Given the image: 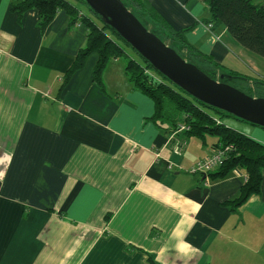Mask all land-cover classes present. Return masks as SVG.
Instances as JSON below:
<instances>
[{
    "label": "crops",
    "instance_id": "obj_1",
    "mask_svg": "<svg viewBox=\"0 0 264 264\" xmlns=\"http://www.w3.org/2000/svg\"><path fill=\"white\" fill-rule=\"evenodd\" d=\"M14 1L0 0V264H264V169L260 193L233 211L243 167L191 173L217 137L160 128L121 58L100 85L92 53L64 87L87 26L60 10L42 30L38 12L20 16ZM147 1L186 30L208 58L195 59L201 67L244 75L247 52L207 28L201 0ZM235 130L264 145L263 128Z\"/></svg>",
    "mask_w": 264,
    "mask_h": 264
},
{
    "label": "trees",
    "instance_id": "obj_2",
    "mask_svg": "<svg viewBox=\"0 0 264 264\" xmlns=\"http://www.w3.org/2000/svg\"><path fill=\"white\" fill-rule=\"evenodd\" d=\"M78 1L86 4L83 0ZM123 1L137 17V12L141 11L142 15L146 16V18L144 17L146 20L149 19L158 25V29L154 28L151 31L157 35L164 32L166 34L165 40L170 42L169 46L175 49L185 60L195 64V59L204 61L208 59L207 56L199 53L187 42L186 30L176 31L147 0ZM201 1L209 11V18L204 20L205 25H212V29L225 28L241 47L264 58V5L257 4L254 0ZM12 8L20 16L30 10L37 11L39 27L42 30L47 28L60 10H66L71 15L73 24L79 22L87 26V44L85 48L79 51L73 65L66 72L64 87L73 75L83 68L87 58L92 53H97L99 56L94 71V80L100 85L108 63L113 59L125 58L129 81L136 89L153 100L155 113L152 120L160 128L168 133H174L180 126L184 125L189 128L186 131L189 135L217 137L219 139L217 149L231 147L218 171L212 172L213 174L210 173L212 177L218 178L226 176L236 167H243L246 170V181L241 187L239 196L235 200L227 202L226 205L235 211L246 203L252 195L260 193L264 169V145L227 126L223 122V118L233 117L239 121H245L208 106L189 95L154 70L151 64L136 51L133 50L138 55V59L128 56L124 46L131 48L130 45L89 7L90 13L101 23H96L89 14L70 0H15ZM138 18L148 27V21L141 17ZM182 52H186V55L184 56ZM207 63L209 62L207 61ZM209 65L211 68L207 69L197 66L209 76L216 75L218 80H220L221 75H228L234 79L247 81L239 74L224 70L218 64L211 62ZM151 264L155 263L151 261Z\"/></svg>",
    "mask_w": 264,
    "mask_h": 264
},
{
    "label": "water",
    "instance_id": "obj_3",
    "mask_svg": "<svg viewBox=\"0 0 264 264\" xmlns=\"http://www.w3.org/2000/svg\"><path fill=\"white\" fill-rule=\"evenodd\" d=\"M154 70L213 108L264 129V99L230 85L228 75L209 76L150 31L123 0H83Z\"/></svg>",
    "mask_w": 264,
    "mask_h": 264
},
{
    "label": "rangeland",
    "instance_id": "obj_4",
    "mask_svg": "<svg viewBox=\"0 0 264 264\" xmlns=\"http://www.w3.org/2000/svg\"><path fill=\"white\" fill-rule=\"evenodd\" d=\"M74 1L75 4L84 12H86L87 14H89L91 16V18L96 22V23H101L99 21V19H96L94 17V15L92 13H90V10L87 6V4L81 3L78 0H71ZM264 1V0H262ZM138 17H141L142 19H145L146 16L142 15L141 11L137 12ZM145 17V18H144ZM146 20V19H145ZM146 21H148V29L151 31L154 28H159L158 25H156L155 23H153L152 21H149V19H147ZM166 44L170 45L168 40H165L166 38V34L164 32H161L160 35H158ZM123 45V44H122ZM126 49V52L128 53V56H130L131 58L134 59H138V55L129 47L124 46ZM243 52H247L246 55L249 57L250 61L247 59V56H243L239 59H237L238 61H240L239 63L242 64V68H240V71L242 72V77H244L247 81L244 80H239V79H228L227 82L236 87L237 89L245 92L246 94H249L252 97L255 98H262L264 99V58L252 53L250 51H248L247 49H244L243 47H240ZM182 54L185 56L186 52H182ZM126 62L125 58H121ZM195 64L199 65L201 67V65L206 64L205 62H196V60H194ZM204 67V66H203ZM151 77V76H150ZM223 120L226 123H230L231 125H233V128L235 127L236 129H244L249 123L246 122H242L239 121L233 117H224ZM247 124V125H246ZM234 128V130H235ZM237 131V130H236ZM241 133V132H240Z\"/></svg>",
    "mask_w": 264,
    "mask_h": 264
},
{
    "label": "built area",
    "instance_id": "obj_5",
    "mask_svg": "<svg viewBox=\"0 0 264 264\" xmlns=\"http://www.w3.org/2000/svg\"><path fill=\"white\" fill-rule=\"evenodd\" d=\"M207 28L211 30V32L213 31L212 25H207ZM181 130L187 131L189 130V128L183 125L180 126V128L177 131H181ZM230 149L231 147L218 149L210 157L198 161L191 168V173L198 174L206 178L210 173L214 172L219 166H221V164L223 163L226 157L227 152Z\"/></svg>",
    "mask_w": 264,
    "mask_h": 264
}]
</instances>
